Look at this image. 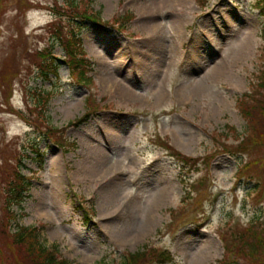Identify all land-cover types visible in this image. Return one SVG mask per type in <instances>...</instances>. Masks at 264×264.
<instances>
[{"label": "rangeland", "instance_id": "obj_1", "mask_svg": "<svg viewBox=\"0 0 264 264\" xmlns=\"http://www.w3.org/2000/svg\"><path fill=\"white\" fill-rule=\"evenodd\" d=\"M68 1L0 0V70L5 62L19 72L8 100L0 86V168L8 169L0 177L27 143L43 154L40 162L24 150L20 171L31 181L11 208L13 226L35 227L44 246L76 264H120L145 246L171 251L168 264H220L218 230L264 219V195L255 194L260 183L264 194V161L254 179L237 173L247 154L211 157L216 133H245L236 101L260 67L264 17L254 0H92L105 21H87L80 34L92 63L88 87L64 63L41 80L31 61L49 45L47 8ZM124 13L133 18L124 28L107 24ZM52 51L63 58L59 44ZM30 89L51 93L48 125L65 127L75 148L64 151L24 119L36 117ZM164 140L203 162L183 167ZM2 200L0 190V214Z\"/></svg>", "mask_w": 264, "mask_h": 264}, {"label": "trees", "instance_id": "obj_2", "mask_svg": "<svg viewBox=\"0 0 264 264\" xmlns=\"http://www.w3.org/2000/svg\"><path fill=\"white\" fill-rule=\"evenodd\" d=\"M91 1L69 0L66 5L60 6L55 2L54 5L47 8L52 11L53 15V19L48 25L49 45L31 54L33 55L31 61L36 65V76L40 77L41 80H49L51 76H56L61 63H64L68 65L70 73L75 75V81L78 84L91 87V80L89 77H85V72L91 69L92 63L85 57L80 34L83 25L87 21L95 23H104L105 21L100 18L98 12L90 9ZM253 6L264 17V0H254ZM131 18L132 15L126 13L123 16L114 15L113 20L106 22L112 27L121 28ZM261 30L264 36V28ZM55 43L59 44L63 50V58L58 57L52 51ZM260 55V67L253 74V78L249 82L248 91H245L236 101V108L239 110L243 120H245V133L241 134L234 127L228 126L224 132L216 133L212 136L215 149L211 157H214L217 153H229L231 155L245 153L248 157L241 162L237 173L240 174L239 170H241L246 176L250 175L251 177H253L252 173L258 175L256 173L257 168L254 167L259 165L255 163L259 162V160L264 161V47ZM22 57L25 58V56ZM5 68L7 70H4ZM30 68H28V71H30ZM18 73V71L13 70L12 66L10 68L6 66L4 62L3 68L0 70V79L6 78V81L8 80L9 82L8 85L0 83V86L4 88L3 93H5L4 97L6 100L10 96V80ZM30 90L33 103L29 106H32L33 108L31 109L35 110L36 113L34 112V115L36 117L29 119L23 116L24 119L30 121L33 127L35 126L37 134L51 139L64 151L67 152L71 147L75 148V143L64 137L65 127L54 128L48 125L49 118L45 113V106L51 97V93L39 89ZM25 92L27 91L25 90ZM87 100L89 102L90 99L88 98ZM89 104L91 105L89 109H92V112H96L100 107L94 101ZM37 105L39 106L38 108ZM90 112L86 111L83 115L84 117L69 122L70 125L81 123L88 117L87 115ZM229 138L231 141L227 142ZM159 141L161 140L159 139ZM162 143L169 150V154L174 156L183 167L191 166L194 169L196 166H200V162H203V158L183 155L174 146L168 144L166 140ZM262 146L263 149L260 150ZM25 149L35 154L37 160L39 159L42 162L43 154L38 149L36 142L33 144L27 143L23 151ZM23 151L17 150L14 155L17 163L14 165L13 171L8 172V175L4 173L0 177V184L2 185L0 190L3 195L0 214V264H76L62 256H58L56 246L50 248L44 246L39 240V236L35 233V227L15 228L13 226L15 215L11 208L16 205L20 206V203L26 198L31 180L30 177L20 171L22 159L28 156L26 151ZM6 164V162L2 164L1 172L8 170L5 169ZM190 186L195 187L192 183ZM255 194L259 198L264 195L262 183H260V187ZM10 221L12 223L11 226L16 230L11 234L7 228ZM229 227L230 229L218 230L226 252V255L221 258L220 264H264V219L256 218L247 224L237 223ZM171 260V251L145 246L143 249L136 250L133 253L126 252V256L120 264H167Z\"/></svg>", "mask_w": 264, "mask_h": 264}, {"label": "bare ground", "instance_id": "obj_3", "mask_svg": "<svg viewBox=\"0 0 264 264\" xmlns=\"http://www.w3.org/2000/svg\"><path fill=\"white\" fill-rule=\"evenodd\" d=\"M192 256H194V253H192V254L190 255V258H191V259H192ZM194 257H195V256H194ZM194 257H193V258H194Z\"/></svg>", "mask_w": 264, "mask_h": 264}]
</instances>
